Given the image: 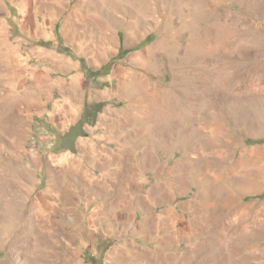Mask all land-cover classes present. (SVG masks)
<instances>
[{
	"label": "rangeland",
	"instance_id": "374dc122",
	"mask_svg": "<svg viewBox=\"0 0 264 264\" xmlns=\"http://www.w3.org/2000/svg\"><path fill=\"white\" fill-rule=\"evenodd\" d=\"M0 264H264V0H0Z\"/></svg>",
	"mask_w": 264,
	"mask_h": 264
},
{
	"label": "trees",
	"instance_id": "16d2710c",
	"mask_svg": "<svg viewBox=\"0 0 264 264\" xmlns=\"http://www.w3.org/2000/svg\"><path fill=\"white\" fill-rule=\"evenodd\" d=\"M129 52H130V50L120 51V53L118 55L119 56L118 58H122V56H125ZM106 70H108V67L106 68ZM99 108H100L99 105H95L92 112H89L90 110H88V108H86L84 110L81 120L75 126H73L71 128L72 139H71L70 142L72 144H73V139L79 137L80 136L79 134H82V132H81L82 125L85 124V123H88L89 118H94V114L96 112H99ZM81 136H83V135H81Z\"/></svg>",
	"mask_w": 264,
	"mask_h": 264
}]
</instances>
